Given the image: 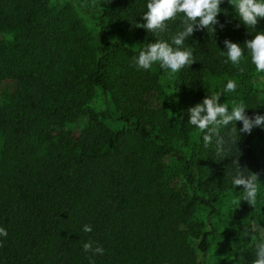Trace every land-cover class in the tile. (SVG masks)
I'll use <instances>...</instances> for the list:
<instances>
[{
  "label": "trees",
  "instance_id": "1",
  "mask_svg": "<svg viewBox=\"0 0 264 264\" xmlns=\"http://www.w3.org/2000/svg\"><path fill=\"white\" fill-rule=\"evenodd\" d=\"M79 1L95 12L96 43L72 2L0 0V84L11 86L0 90V227L8 233L0 264H197L196 251L206 254L218 235L264 221V128L239 133L237 121L236 144L234 124L222 128L217 154L188 123V109L229 79L237 83L224 92L231 107L243 102L249 116L264 115V73L247 49L239 66L226 63L224 45L243 47L264 19L248 29L222 0L215 33L198 28L185 41L197 61L174 74L168 100L158 89L165 69H138L135 58L156 38L170 42L180 19L155 37L137 27L148 0ZM94 89L99 113L87 107ZM165 158L181 170L184 189L168 181ZM235 159L245 175L258 174L256 203L242 200L216 229L221 195L243 191L232 184ZM252 237L220 264H252L264 242ZM86 242L103 254L85 251Z\"/></svg>",
  "mask_w": 264,
  "mask_h": 264
},
{
  "label": "clouds",
  "instance_id": "2",
  "mask_svg": "<svg viewBox=\"0 0 264 264\" xmlns=\"http://www.w3.org/2000/svg\"><path fill=\"white\" fill-rule=\"evenodd\" d=\"M221 3L222 0H148L147 10L142 14L144 23L137 24V27H142L157 37L160 33L168 30L169 21H175L179 18L182 30L171 36L170 42L156 38L155 42L149 43L135 58V66L138 69L148 70L158 62L161 69L169 70L168 78L184 68H189L197 60L193 54V49L184 46L185 41L198 28L207 29V31L211 29L215 33L214 26L219 23L217 16L222 11ZM229 3L248 29H256L259 20L264 19V0H229ZM220 26L223 27V25ZM224 45L227 49L226 63L231 62L232 65L239 66L245 60L244 53L247 49L257 73H264V31H257L253 39L245 41L243 47L229 39L224 40ZM239 70L243 71L242 68ZM236 89L237 83L229 79L224 92H234ZM224 92L206 95L202 102L188 109V123L203 133L202 139L205 146L215 144L217 154L225 151L226 141L220 134L222 128L234 124L229 136L233 144L237 142L234 137L239 136L236 128L237 121L242 123L239 133L250 134L254 127L264 128V115L249 116L246 112V109L249 108L247 104L243 102L233 103L231 110H229L227 103H221L220 97L224 95ZM233 162L235 164L232 178L233 187L240 186L243 189L240 200L247 201L254 206L259 191L258 174L251 172V174L245 175L244 168H241L238 159ZM83 231L91 232V225H85ZM245 232L246 235L249 233L247 229ZM7 235L6 229L0 227V236L7 237ZM0 245H2V241H0ZM232 247L235 251L236 245L233 244ZM83 248L85 251L92 252L93 255H102L104 252L102 247L93 248L92 242L84 243ZM252 264H264V242L256 245L255 259Z\"/></svg>",
  "mask_w": 264,
  "mask_h": 264
},
{
  "label": "rangeland",
  "instance_id": "3",
  "mask_svg": "<svg viewBox=\"0 0 264 264\" xmlns=\"http://www.w3.org/2000/svg\"><path fill=\"white\" fill-rule=\"evenodd\" d=\"M52 3H62V2H72L75 11L79 18L81 19L83 25L85 26L87 32L96 43V35L98 32V27L95 18L94 10L87 6L85 3H81L79 0H51ZM169 71V70H168ZM168 71H161L158 78V89L161 92L164 99L172 100L174 99L173 83L174 75L168 78ZM10 84H0V90L10 88ZM219 92H224L221 89ZM224 95H221V99L228 104L229 110H231V103L226 100ZM87 107L90 108L94 113H99L102 108V97L98 89H94L90 99L87 102ZM1 143V134H0ZM264 158V157H263ZM165 162L168 166V176L167 179L173 186L177 188H185L184 177L179 167L173 162L171 158H165ZM264 168V164H263ZM242 191H227L221 195V203L219 209L215 214V228L221 229L228 220L229 211L235 206L242 203L240 200V195ZM240 202L238 203V201ZM205 212L203 209H199L197 213V218L199 220L204 219ZM248 215L246 216V219ZM263 219H260L254 223L252 226L241 227L234 234H220L211 240L209 250L206 254L201 255L196 251L197 264H220L222 262H227L232 259L234 252L241 247L247 245L251 241L252 232H256L264 240V224ZM247 226V225H246ZM245 229L249 231L246 235ZM192 246L195 247V243L191 242ZM233 244L236 245V250H233Z\"/></svg>",
  "mask_w": 264,
  "mask_h": 264
}]
</instances>
